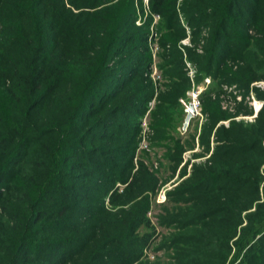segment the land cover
Here are the masks:
<instances>
[{
    "label": "trees",
    "instance_id": "16d2710c",
    "mask_svg": "<svg viewBox=\"0 0 264 264\" xmlns=\"http://www.w3.org/2000/svg\"><path fill=\"white\" fill-rule=\"evenodd\" d=\"M138 1L0 0V201L8 218L0 221V264L147 263L158 239L148 213L161 179L150 157L136 160L131 144L140 140L138 112L155 93L143 79L155 14L167 81L161 106L169 115L192 83L179 45L186 32L178 0H149L151 15L141 24ZM180 6L194 42L210 28L203 53L185 47L198 82L212 80L202 95L210 133L231 120L214 131L207 162L168 192V203L180 206L161 216L174 226L162 246L173 251L172 264H264V104L254 121H238L222 110L218 92L237 84L264 100V89L253 85L264 79V0ZM141 43L143 54L135 51ZM38 110L40 125L30 118ZM169 115L153 130L169 143L170 166L182 161L184 147L167 135ZM118 182L127 184L122 191ZM182 204L190 212L184 217Z\"/></svg>",
    "mask_w": 264,
    "mask_h": 264
},
{
    "label": "rangeland",
    "instance_id": "374dc122",
    "mask_svg": "<svg viewBox=\"0 0 264 264\" xmlns=\"http://www.w3.org/2000/svg\"><path fill=\"white\" fill-rule=\"evenodd\" d=\"M108 2L109 0H105ZM114 2V0H112ZM138 1V0H137ZM137 2V24H141L148 20V17L151 15V9L149 0H141ZM183 0H178L177 2V9H178V16L180 18V25H182L185 28L186 36L183 37L179 41L180 48L182 49L184 56H183V62L185 63V71L187 74V77L189 76V79L192 83L191 88L186 93L185 97L179 98L180 103L178 105H175L176 109L174 111L173 108L171 109L169 115L167 111L164 110V107L161 106L162 100L161 95L162 92L165 90V85L167 81L163 78L162 69L160 68V58L159 53L162 51V46L160 45V36L161 33L159 31L158 24L161 20L160 14H155L153 16V22L151 24L150 32L148 35V46L149 50L152 53V65L149 68L147 72L144 73L143 79H145V83L149 84L153 82L154 86V95L152 99L148 102V105L145 107L144 112L142 111L138 112V116L140 118V140L138 144H131L132 147H136L135 155L136 160L140 157H150L147 161V164L149 167H151L152 171H157L159 173L160 179H161V185L158 189L157 195L155 196L152 205H151V211L148 213L149 218H151L152 223L155 227L158 228V239L152 244L151 248L146 251L145 253V261L147 263L145 264H172L175 263L174 259L172 258V250H168L164 246H162V242L165 236H169V234L173 231L174 226H168L167 224H161L160 219L161 216L166 213V209L172 210V213L176 212V210L173 212V207L180 205H173V202L168 203L169 197L168 192L173 191V189L177 186H179L181 183H183L185 180L189 179L191 176V170L194 166H202L204 163L207 162L208 158L212 154L214 147L216 146L215 141V134L214 131L216 128L220 125L228 126L231 119H225L219 122V124L215 125L214 128H212V132L210 133V128L213 126L211 121V116H209L208 112L204 110V99L202 98V95L204 94V90L207 89V87L212 83L211 77L207 76L203 82H198V65L196 62L190 60L189 55H187L185 47L192 46L196 47L200 53H203L205 41L208 37L210 28L205 26L200 33L198 38L196 39V42L192 40L193 35V27L190 25V23L185 18V12L183 8L180 6ZM142 4V5H141ZM141 5V6H140ZM251 33L254 35V32L251 31ZM140 47H138L135 51L138 53H145L144 51V43H141ZM230 59L227 60V62ZM125 62V61H124ZM126 63V62H125ZM117 67L124 71V63H118L116 62ZM125 65H133L132 62H129ZM126 71V70H125ZM128 73V71H127ZM192 76V77H191ZM210 81H209V80ZM254 86L264 89V79H261L259 81H255L253 83ZM221 86V85H220ZM65 90H62V93ZM193 92L197 93L196 100L193 99ZM219 92V98L221 99V106L223 111H228L232 115H234V119L238 121H245V122H252V116L255 114V110L253 106L251 105L250 101L252 100L251 94L244 95V89H240L237 84H230L225 83L222 84L221 90ZM253 93V92H251ZM213 95V94H212ZM215 97V94H214ZM210 96L205 98L206 100H209ZM257 99V98H256ZM263 101L264 100H259ZM195 103L196 104V113L192 116L189 125L187 128L184 127L186 116H187V108L189 107V103ZM262 104V105H263ZM165 113L169 115V119H167V127L166 132L167 135H169L172 139L174 138H181L182 140L180 143H178L180 146L184 147L183 151V159L179 162H172V164L168 163V160L165 158L166 155V146H168L169 143L167 142H161L155 137V132L153 130V126L157 124V118L163 119L165 117ZM31 120L37 125L41 124L44 118V115L38 112L33 111L31 114ZM257 118V117H256ZM255 118V119H256ZM111 119H114V115H112ZM161 123V121H159ZM176 142V139L174 141L170 142L172 145H174ZM192 144V145H191ZM194 144V146H193ZM191 145V146H190ZM209 145V146H208ZM262 145L264 146V140L262 142ZM193 146V148H191ZM208 146V148H207ZM170 154H178L172 151ZM264 167V165H263ZM262 167V169H263ZM173 169V171H172ZM136 169H134L135 171ZM127 184L118 182L117 187H120V190L122 191L123 188ZM166 192V200L164 202H158V194L161 192ZM7 198V195H3V200ZM106 204H109V199L107 198ZM182 217L189 215L187 211V206L182 204ZM7 214L5 212V200L0 201V221L7 222Z\"/></svg>",
    "mask_w": 264,
    "mask_h": 264
},
{
    "label": "built area",
    "instance_id": "2783aa9c",
    "mask_svg": "<svg viewBox=\"0 0 264 264\" xmlns=\"http://www.w3.org/2000/svg\"><path fill=\"white\" fill-rule=\"evenodd\" d=\"M192 77V76H191ZM209 80V79H208ZM210 81V80H209ZM251 94V97H252V100L250 101V103H251V105L253 106V108H254V110H255V114L252 116L253 118L251 119L252 121H254L255 120V118L258 116L257 115V113L259 112V110L261 109V107L263 106L262 104H263V101H258L257 99H256V97H254V95H253V93H250ZM196 97H197V93H195V92H193V99L194 100H196ZM194 104V107H195V112H194V114L196 113V109H197V107H196V104L195 103H193ZM193 114V115H194ZM166 200V192H161V193H159L158 194V199H157V201L159 202H164Z\"/></svg>",
    "mask_w": 264,
    "mask_h": 264
},
{
    "label": "water",
    "instance_id": "95a60500",
    "mask_svg": "<svg viewBox=\"0 0 264 264\" xmlns=\"http://www.w3.org/2000/svg\"><path fill=\"white\" fill-rule=\"evenodd\" d=\"M195 112V107H194V104L192 102L189 103V107L187 108V118H186V121H185V124H184V127L187 128V126L189 125V122L193 116Z\"/></svg>",
    "mask_w": 264,
    "mask_h": 264
}]
</instances>
